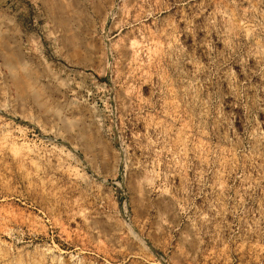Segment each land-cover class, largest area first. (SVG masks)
<instances>
[{"label":"rangeland","instance_id":"374dc122","mask_svg":"<svg viewBox=\"0 0 264 264\" xmlns=\"http://www.w3.org/2000/svg\"><path fill=\"white\" fill-rule=\"evenodd\" d=\"M0 264H264V0H0Z\"/></svg>","mask_w":264,"mask_h":264},{"label":"bare ground","instance_id":"6f19581e","mask_svg":"<svg viewBox=\"0 0 264 264\" xmlns=\"http://www.w3.org/2000/svg\"><path fill=\"white\" fill-rule=\"evenodd\" d=\"M246 33H247V32H246ZM153 50H154V49H153ZM155 50H156V49H155ZM132 51H133V50H132ZM150 51H151V50H150ZM159 51H160V50H159ZM150 54H151V53H150ZM152 54H155V53H152ZM160 54H161V52H160ZM156 55H157V54H156ZM161 55H162V54H161ZM154 56H155V55H154ZM188 89H189V88H188ZM186 91H187V90H186ZM191 91H192V90H191ZM191 91H190V92H191ZM19 155H20V154H19ZM19 155H16V154H15V156H16V162H17V161H21V159H22L21 156H19Z\"/></svg>","mask_w":264,"mask_h":264}]
</instances>
